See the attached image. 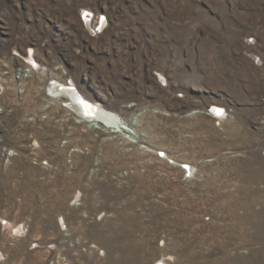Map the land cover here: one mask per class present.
<instances>
[{"label": "rangeland", "instance_id": "rangeland-1", "mask_svg": "<svg viewBox=\"0 0 264 264\" xmlns=\"http://www.w3.org/2000/svg\"><path fill=\"white\" fill-rule=\"evenodd\" d=\"M0 264H264V0H0Z\"/></svg>", "mask_w": 264, "mask_h": 264}, {"label": "bare ground", "instance_id": "bare-ground-1", "mask_svg": "<svg viewBox=\"0 0 264 264\" xmlns=\"http://www.w3.org/2000/svg\"><path fill=\"white\" fill-rule=\"evenodd\" d=\"M51 95L54 99H65L64 101L67 103V107L78 116L80 123H91L94 124H103L110 129L113 130V133L119 134L123 139L127 141H131L130 139V131L126 129L125 121L118 116V114L111 112L107 109L100 107L98 104L93 103L90 99H88L77 87L62 85L57 83L53 87L50 88ZM215 115L219 120H222L223 114L220 111H215ZM217 119V120H218ZM137 139L145 141V138L142 135L137 133ZM120 138V137H119ZM145 152H149L153 154V149L148 147H142ZM192 168L186 167V171L188 174L191 172ZM16 230L15 232H18Z\"/></svg>", "mask_w": 264, "mask_h": 264}]
</instances>
